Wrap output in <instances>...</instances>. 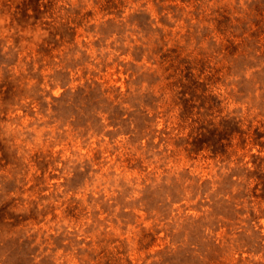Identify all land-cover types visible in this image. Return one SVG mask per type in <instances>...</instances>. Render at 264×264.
<instances>
[{
    "label": "rangeland",
    "instance_id": "374dc122",
    "mask_svg": "<svg viewBox=\"0 0 264 264\" xmlns=\"http://www.w3.org/2000/svg\"><path fill=\"white\" fill-rule=\"evenodd\" d=\"M0 264H264V0H0Z\"/></svg>",
    "mask_w": 264,
    "mask_h": 264
}]
</instances>
